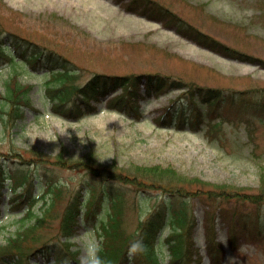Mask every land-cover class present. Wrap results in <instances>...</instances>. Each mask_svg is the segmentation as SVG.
Listing matches in <instances>:
<instances>
[{"label":"rangeland","instance_id":"1","mask_svg":"<svg viewBox=\"0 0 264 264\" xmlns=\"http://www.w3.org/2000/svg\"><path fill=\"white\" fill-rule=\"evenodd\" d=\"M129 1L0 0V27L21 32L46 45L49 50L65 54L71 63L80 67L79 84H85L95 73L102 72L122 75L159 73L168 77V81L181 78L189 85L185 89L171 88L170 81H166L164 88L154 94V90L143 84L144 77L139 87H135L140 94V116L109 107L103 98L94 104L95 110L85 111V115L78 117L77 105L82 106L79 99L66 103L60 113L53 109L54 103L47 88L59 87L60 83L46 73L48 67L28 68L30 65L24 63L26 70L19 66L18 80L32 85L28 94L30 106L23 107L21 119L6 125L0 112V157L9 152L10 155L4 156L7 157L6 163L30 169L35 182L33 195L40 194L34 202L35 211L42 213L43 195L46 199L51 197L43 190L46 178L55 177L68 183L69 194L73 195L76 187H82L84 178L90 179L94 185L101 180L92 167L99 169L113 164L130 174L137 166L158 165L161 169H172L186 181L199 178L211 184L227 183L244 193L259 192L264 170V64H260L264 63V0H154L254 60L225 56L198 45L174 28H166L162 22L129 9ZM14 71L13 67L0 63V94L6 92L5 82L13 77ZM196 86L203 90L213 88L221 93V114L202 117L205 122L211 119L222 125L227 137L224 145L209 137L206 128L192 130L187 123L173 127L155 120L164 114L163 108L173 99L175 107L185 111L192 121L196 106L206 113L203 97L197 96L192 101L189 96L188 92ZM250 133L255 137V150ZM12 146L22 151L24 157L12 154ZM32 151L49 154L53 163L44 159L33 161L35 155H31ZM60 154L63 162L57 163L55 159L59 160ZM159 181L156 182L158 186H150V190L138 188L141 193L134 192L137 187L133 184L123 182L120 188L129 191L128 196L143 195L149 204L147 207L151 208L161 198L169 197L168 192L159 186L176 190L183 185L192 190L201 185L175 182L167 185L166 182L172 181L169 177ZM209 187L212 185L204 188ZM21 190L16 188L18 192ZM262 198L254 202L251 198L243 201L233 197L223 201L221 208L230 213L246 212L248 220L245 225H253L256 220L264 223ZM11 199L12 192L5 188L0 205V244L21 226L18 219L24 209L14 210ZM190 201L196 215L192 234L199 250V254L193 253L191 264H212L209 255L216 244L209 245L204 232L206 204L198 194L192 195ZM61 203L59 209L63 211L67 202L62 199ZM109 204L110 208H116V200H110ZM107 209L108 202L89 221H82L71 239L70 248L79 250L76 256L83 264H90L95 246L101 240L100 231L94 225L111 213ZM125 211L126 229L131 232L141 214L138 210ZM57 227L58 220L53 229H38L42 234L41 241L32 243V246L37 247L47 239L61 246L63 236L59 239L57 235L53 240L50 237ZM214 230L216 243L222 241L221 246L226 250L220 258L221 264H264V236L257 242L243 240L238 248H231L227 242L229 229L222 217L216 218ZM167 233L168 230L164 237ZM141 256H136V263H144ZM160 259L163 264H172L167 251ZM35 261L53 264L42 256L35 257ZM127 264L134 263L131 260Z\"/></svg>","mask_w":264,"mask_h":264},{"label":"trees","instance_id":"2","mask_svg":"<svg viewBox=\"0 0 264 264\" xmlns=\"http://www.w3.org/2000/svg\"><path fill=\"white\" fill-rule=\"evenodd\" d=\"M128 4L129 9L144 14L149 18L162 21L165 27L174 28L178 33L204 47L240 60L255 59L254 57H247L243 52L241 53L239 50L205 33L182 17H178L170 8L158 5L154 0H130ZM142 5H144L143 8ZM1 29L0 27V61L6 62L7 65L13 66L15 69L17 66H21L23 62H28L39 68L43 66L48 67L53 79L58 80L61 84L59 88L48 87V94L54 103L53 109L59 113L66 103L70 101L76 102L79 99L82 106L77 105V112L79 114L78 117H81L85 115V111L95 110L94 104L96 102L102 100L106 95H110L113 92L116 93L118 88L122 86V92H117L115 95L117 98L111 97L106 101V104L128 114L132 113L140 116L139 95L135 86H138L142 78L145 77L149 88L153 86L156 90L161 91V88L168 81V77L159 73L132 75L95 73L85 84H79L77 83V78L80 67L75 63H71L72 61L65 54L49 50L45 47L46 45L32 40L31 37L21 32L15 33L12 30L4 31V29ZM256 61L251 62L254 63ZM14 72L13 77L5 82L6 92L0 94V112H2L5 125L10 121L21 119L24 116L23 107L30 106L28 94L31 86L22 84L18 80L19 72ZM169 84L172 87L186 88L189 86L181 78H174ZM219 92V90L213 88L203 90L201 86H196L189 92V96L193 101L197 96L201 95L203 97L202 100L206 103V113L216 112V114H221L219 108L221 93ZM174 101V99L171 101V105ZM171 108L172 106L164 108V114L155 119L156 122L163 123L162 121H164L168 125L173 122L175 126L190 122L189 127L192 130L203 128L204 119L201 117L202 111L199 106H196V118L194 121L184 115L175 116ZM206 134L211 138L219 140L223 145L225 144L224 140L227 139L220 123H211L206 130ZM249 136L250 140L254 143L253 150H255L257 145L254 134L250 133ZM10 150L15 156L18 157L20 155L22 158L24 157L22 151H19L17 148L12 146ZM32 154L35 155V157H32L33 161L44 159L52 162L49 154L42 155L43 153L35 151H32ZM1 155L7 156L10 154L8 152ZM61 156L60 154L58 156L59 160L55 159V162L62 163ZM101 167L99 169L92 167V170L96 172V176L101 178L96 185L92 184L90 179L84 178L83 184L88 186L84 194L82 192L85 189L83 184L81 188L80 186L76 187L73 190L75 193L72 195L69 194L68 183L59 181L55 177L46 178L44 180L46 182L44 190L45 193L51 195V199L50 201L44 199L43 211L42 213H38L33 206L40 194L33 195L35 183L32 180L30 171L26 170V167L24 168L22 165L16 169L15 167L11 169L6 164V161H0V202L4 187H11L14 189V197H17L14 201L15 204L13 203V207L25 209L24 214L19 219L21 221L20 228L17 229L15 235L7 238L5 244L0 245V264H32L30 260L31 256L38 253H44L46 257H49V255L54 256L56 264H71L73 261L80 263V260L76 256L79 250H71L70 248L72 244L71 238L82 225V221H89V218L95 216L101 206L110 200L114 202L116 200V208H113L114 210L106 218H102L99 223L94 225L101 235L99 256L102 264H127L130 261V246L138 241H142L146 246V250L141 254L144 263H136L137 257H135L132 260L134 264H162L159 257L164 255L165 251L170 254L172 264H183L184 261H186V264H191L193 253L199 254L195 235L193 236L192 234L196 226V215L191 208L190 201L192 195L196 194L201 196L202 203L206 204L204 205V232L206 238L209 245L211 243L216 244L214 250L212 249L209 255L212 264H221L220 258L223 257L225 252L221 248L220 241L216 243L215 239L216 232L214 228L217 217H222L227 223L229 229L228 243L231 248H238L243 240L257 242V240H261V237L264 236L263 222L256 220V223L253 225H245L248 220L246 212H239L238 214L236 212L230 213L226 208H221L223 201H228L229 198L233 197H237L243 201H246L248 198H251V201L254 202L263 200L264 170H262L260 176L261 184L259 192L249 194L236 191L234 186L227 183L211 184L199 178L186 181L185 178L178 176L172 169H161L158 165L149 167L137 166L132 171L133 174L127 173L120 167L116 168L115 164L110 167ZM166 177L172 180L166 182L167 185L174 182L180 184L198 183L201 185L192 190L189 187L184 188L183 185L176 190L165 185L159 186V188L163 187L168 192L169 197L162 198L159 204L153 205L151 208L147 207L149 204L143 195L136 197L128 196L129 191L127 192L120 188V184L123 182L133 184L132 186L137 187L134 192L138 191V193H141L139 189L144 191L150 190L152 189L150 186H158L156 182H161L159 180H163ZM152 179L153 181H149ZM206 185H212V187L205 189ZM18 186L22 187L21 193L15 191ZM96 189L97 191H95ZM112 195L114 196L111 197ZM132 197L131 201L130 198ZM43 198H45V195H43ZM62 199H65L67 202L64 205L63 211L59 209ZM172 200L173 205L170 204ZM126 209L138 210V213L141 214L138 216L137 226L131 232H128L126 229ZM82 210H84V213H82ZM27 220H31V222H26ZM56 220H58V227L52 231L53 233L50 234V237L51 239H55L58 235L59 237L57 238L60 239L63 236L65 240L60 241L62 247L58 246L56 248V244L53 243L45 252V247L43 246L48 244H44L41 247L32 246V243L41 241L42 234L38 229H53ZM165 230H168V233L164 237L163 233ZM46 241H49V239L44 240V242ZM200 259L198 258V260Z\"/></svg>","mask_w":264,"mask_h":264},{"label":"clouds","instance_id":"3","mask_svg":"<svg viewBox=\"0 0 264 264\" xmlns=\"http://www.w3.org/2000/svg\"><path fill=\"white\" fill-rule=\"evenodd\" d=\"M146 250V246L143 244L142 241H138L137 243L133 244L129 249V260H133L136 256L141 255ZM100 252V245L99 243L95 246V252L90 259V264H102V260L99 256Z\"/></svg>","mask_w":264,"mask_h":264}]
</instances>
